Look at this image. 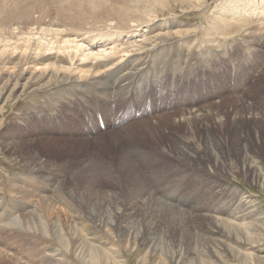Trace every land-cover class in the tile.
<instances>
[{
  "label": "rangeland",
  "instance_id": "374dc122",
  "mask_svg": "<svg viewBox=\"0 0 264 264\" xmlns=\"http://www.w3.org/2000/svg\"><path fill=\"white\" fill-rule=\"evenodd\" d=\"M9 1L19 4V12L14 11L16 14L11 19L19 16L26 21L31 15L36 17L41 11L49 10L56 0H46L45 3L44 0ZM221 1L208 0L207 14L212 15ZM180 8L157 9L155 16L158 22L166 17L168 20L176 17L193 27L203 23L204 27L208 25L207 19L200 17V12ZM228 14L234 16L235 12ZM238 36L246 37L245 34ZM247 40L229 37L218 50L213 47L205 56H197L195 49L189 52L188 49L175 48L172 55L179 60L178 69L174 68L176 63L166 59L165 55L161 58L153 55L155 64L145 66L138 73L130 72L133 78L131 82L128 80L130 87L119 92L117 97L109 95L107 86L102 95L98 94L88 83L93 79L82 78L80 98L68 96L64 92L66 88H47L30 95L26 107L22 102L9 99L7 88H1L0 181L1 177L10 178L25 187L31 185L29 191L37 193L45 191L47 182L54 184L56 178L65 180L59 185H67L69 200L74 207L81 209V217L73 222L71 214L62 216L61 239L49 238L47 241L52 243L51 246L64 247L71 256V264H87L88 258L69 246L70 226L78 222L83 229L85 226V234L90 230L101 233L102 226L96 220L104 214L116 228L120 221L114 215L119 208L121 215L133 211L128 224L140 228L143 239L151 232L162 242L168 238L175 249H180L178 246L185 249L194 264H245L240 255L228 250L231 245L236 246L234 234H237L228 213L221 215L226 231L222 236L219 234V238L212 239L201 222L202 218L188 217L189 212L182 211L184 207L180 206L183 214L177 210L171 220L172 211L167 205H172L173 197L177 196L176 200L184 197L188 205L210 204L217 208L226 198L232 197L235 186L245 195H253L264 222V37L258 34ZM188 53L193 55L188 57ZM130 60L134 61L133 57ZM121 68L126 72L129 63H123ZM162 68L168 73L165 78L162 77ZM117 98L123 104L112 105L113 99ZM90 102L95 108L88 105ZM95 104L106 108L105 115L99 113L102 122L100 118L99 122L97 120L99 114L96 117L93 116L95 113L91 114L96 111ZM85 110V116L94 117V128L91 122L88 125L87 118L79 122ZM110 111L114 115L111 113L106 118ZM26 159L32 162L31 166L38 161L48 164L40 170L33 166L29 168L23 165ZM51 190L57 194L58 183ZM59 195L64 196V191ZM0 198L2 213L11 194L0 189ZM108 199L113 201L111 205H107ZM161 201L168 204L163 205ZM37 204L38 201L31 200V210H36ZM2 215L5 219L6 214ZM175 215L178 220L173 223ZM3 230L0 229L1 251L6 253L7 249L3 248L8 244L25 248L21 240L27 238L17 235L9 239L5 236L7 233L4 234L8 230ZM113 232L117 240L125 243L123 232L117 229ZM34 239L37 237L30 240L34 242ZM257 244L256 249L248 244H242L240 248L252 256L264 254V236ZM7 253L8 256L12 254ZM89 253L86 250L85 254ZM124 253L125 264H151L150 261H138L139 252ZM167 254L174 258L169 249ZM27 258L23 256L15 263L3 257L0 264H26ZM36 259L30 257L29 264L50 262L49 259L45 262ZM60 261L50 263L65 264L66 260ZM88 264H115V261L108 256L96 258ZM171 264L177 263L171 260Z\"/></svg>",
  "mask_w": 264,
  "mask_h": 264
},
{
  "label": "bare ground",
  "instance_id": "6f19581e",
  "mask_svg": "<svg viewBox=\"0 0 264 264\" xmlns=\"http://www.w3.org/2000/svg\"><path fill=\"white\" fill-rule=\"evenodd\" d=\"M43 2L45 3L46 0ZM208 5V0H56L49 10L41 11V15H36V17L31 15L24 21L19 16L11 19L14 14L19 12L17 1L0 0V91L2 87H6L9 99L13 102L16 101V103L22 102L27 107L30 95L47 88L51 90L66 88L64 92L68 96L80 98L79 89L80 85H83L82 78H86L93 79L88 83L95 87L98 94L102 95L103 88L107 86L109 95L114 94L117 97L119 92L130 87L128 80L133 81L130 72L138 73L145 66L151 63L155 64L153 63L155 62L152 58L153 55L158 58L165 55L166 59L169 58L176 63L174 68L178 69L179 60L172 55L176 52L175 48L188 49L189 52L195 49L197 56H205L213 47L218 50L227 42L229 37L239 38L242 41H248L249 37L253 38L258 34L264 37V0H222L219 5L217 4V9L213 14L211 13L212 15L207 14ZM176 6L185 7L188 12L193 10L196 13L200 12V17L202 20L207 19L208 25L204 27L203 23L193 27L190 23L178 21L176 17L169 20L166 17L159 19L158 22V17L155 16L157 9ZM230 11L235 12L234 16L228 14ZM140 26L144 29L139 28ZM244 34L245 38L238 36ZM107 39L110 42L104 43ZM191 55L193 54L188 53L187 56L190 57ZM131 57L134 61L130 60ZM125 62H128L130 67L126 72V69L121 68ZM119 69L118 74H114ZM167 75L165 68H162V77L165 78ZM73 82L74 84H69ZM162 82L160 83L162 84ZM136 84L139 86L138 81ZM116 100L113 99L112 105L115 106V103L123 104L118 98ZM88 105L95 108L92 102ZM105 109L96 105V111L91 114L95 113L93 116L96 117L99 113L104 114ZM111 113L112 111L105 117L109 118ZM85 114L86 110L81 114L82 118L79 122H83L84 118H87L89 120L88 125L91 122L92 128H94V117L91 115L92 117L89 118ZM101 114L97 116L98 122L99 118L102 122ZM30 163L32 162L26 159L23 165H27L29 168L33 166L40 170L48 164L38 161L31 166ZM253 173L256 175L255 172ZM53 183L47 182L45 191L37 192V194L29 191L28 188L31 185L25 187L18 182H13L10 178L3 179L1 177L0 189L9 192L11 198H7L10 199L9 204H6L5 208L3 206V211L0 212V229L8 230L4 234L7 233L5 236L9 239H14L13 237L17 235H23L24 238H27L26 241L25 239L21 240L25 248L14 243L16 247L8 244L3 248L7 249L6 253L0 250L1 262L4 257L18 263L23 256L25 259L28 256V260H25L28 264L30 257L32 259L37 258L41 262L48 261V259L50 262H59L63 259L66 260L65 264L73 263L70 260L69 252L64 247L55 244L51 246L52 243L47 240L49 238L60 240L62 216L71 214L73 222H76L75 220L81 217V209L74 207L69 200L71 197L69 198L67 185H59V183L64 184L65 180L56 178ZM57 183L59 191L54 194L51 188ZM226 187L231 188V186ZM62 190L64 196L61 197L59 192ZM7 199L6 201H8ZM33 199L38 201L36 210H31L33 206L29 205ZM176 199L177 196L173 197L172 205H167L168 203L165 204L161 201L172 211H170L171 220L174 217L173 212L177 213L178 210L182 213V211L187 210L189 212L188 217L190 215V217L202 218L203 221L201 222H204L205 230L212 239H216L219 234L222 236L226 231L221 215L228 213L232 223L230 224L237 230V234H234L236 246L231 245L228 250L240 255L245 264H264V254L252 256L240 248L243 246L242 244H248L251 248L256 249L257 243L264 236V222L260 217L258 203L255 202L253 195H245L234 186L232 197L226 198L217 208L210 204L195 207L193 204L188 205L184 197ZM111 202L113 201L108 199L107 205H111ZM180 206L184 207V210L180 211ZM7 209L10 210L9 213H7ZM120 209L116 213L113 212L115 218L118 217V222L120 221L116 228L114 222L110 221V218L105 217L104 214L97 218V223L102 226L101 233L90 230L85 234V226L83 229L80 223H71L72 226L69 228L67 239L69 246L74 248L75 252L82 257L88 258L87 264L96 258L108 256L114 259L115 264H125L123 255L126 251L139 252L138 261H150L151 264H171V260L177 264H194V259L192 260L188 256L186 250L182 249L181 246H178L180 249H175L176 247H173L174 244L168 238H166L167 241L162 242L151 232L146 239H143L141 237L142 230L128 224L133 211L121 215L122 213L119 214ZM2 214H6L5 219ZM135 217L133 218L135 219ZM167 217L168 220L169 217ZM176 218L177 216L173 223L178 220ZM179 221L177 222L180 227ZM116 229L123 232L124 237H126L125 243L113 236V231ZM160 231L162 232V230ZM0 233L2 234V231ZM36 237L37 240L34 239V242L30 240ZM39 244L41 248H39ZM167 249L171 251L174 258L169 257ZM86 250H89L90 253L85 254ZM226 251L223 252L226 254ZM7 252L12 254L8 256ZM232 255L235 256V254ZM225 261L228 262L226 259ZM50 262L49 264H51Z\"/></svg>",
  "mask_w": 264,
  "mask_h": 264
}]
</instances>
